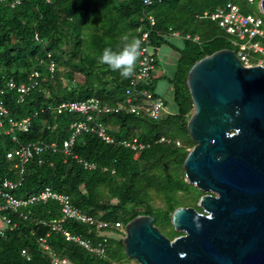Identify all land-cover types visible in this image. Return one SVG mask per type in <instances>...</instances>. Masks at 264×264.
Listing matches in <instances>:
<instances>
[{
	"label": "trees",
	"instance_id": "trees-1",
	"mask_svg": "<svg viewBox=\"0 0 264 264\" xmlns=\"http://www.w3.org/2000/svg\"><path fill=\"white\" fill-rule=\"evenodd\" d=\"M226 1L236 4L244 14L262 16L257 0L251 3L256 5L254 10L249 8L247 0H157L149 8L143 6L142 0H21L13 7L11 0L1 1L0 88L9 78L18 84L25 82L32 70H37L41 76V90L26 96L24 103L16 104L13 92H6L3 98L14 119L39 111L29 131L18 134L21 143L55 141L60 144L68 136L69 124L80 116L41 113L49 104L93 97L113 106L122 99L131 77L122 78L118 72L101 64L98 57L106 46L114 50L122 47L125 35L140 39L137 29L144 10L156 21L150 33L151 45L156 51L168 42L169 28L182 37L190 36L177 49L180 58L170 80L176 113L155 122L123 113L100 116L99 120L112 129L108 133L115 142L105 144L96 135L84 134L72 150L82 160L95 163V170L83 169L70 158L64 161L60 154H45L42 165L35 159L26 165L23 182L14 195L26 198L50 187L68 195L74 207L91 217L106 222L119 221L125 226L139 215H148L154 219L153 225L166 232L169 239L176 237L178 232L171 224L174 211L184 206L200 210L196 203L203 196L185 182L182 170L189 149L194 147L187 131L193 110L187 75L203 57L234 47L232 37L216 23L199 20L198 16ZM193 36L198 37V42L192 41ZM255 56L261 59L260 55ZM49 60L56 66L53 75L47 70ZM63 81L69 85L67 88ZM46 124L56 125V128L50 131ZM132 137L149 144L137 157L119 144ZM160 137L170 143H159ZM175 141L182 145L176 146ZM13 146L8 138L0 139V177L14 178L13 173L7 171L9 163L5 160V153ZM154 197L162 201L161 207L152 204ZM56 212L57 207L52 202L29 207L25 221L8 212L9 217L18 222L19 229L8 231L0 239V264H50L37 238L49 233L48 226L41 221L49 220ZM64 228L93 245L98 242L95 232L86 225L67 222ZM46 242L55 255L66 258L69 264H128L129 261L123 252L122 238L109 239L104 257L66 241L58 233H50ZM22 250L28 252L29 260L21 255Z\"/></svg>",
	"mask_w": 264,
	"mask_h": 264
},
{
	"label": "water",
	"instance_id": "water-1",
	"mask_svg": "<svg viewBox=\"0 0 264 264\" xmlns=\"http://www.w3.org/2000/svg\"><path fill=\"white\" fill-rule=\"evenodd\" d=\"M186 85L194 147L182 170L203 193L201 212L177 208L171 224L182 234L173 239L137 216L124 227V255L137 264H264V67L219 50L191 67Z\"/></svg>",
	"mask_w": 264,
	"mask_h": 264
},
{
	"label": "built area",
	"instance_id": "built-area-1",
	"mask_svg": "<svg viewBox=\"0 0 264 264\" xmlns=\"http://www.w3.org/2000/svg\"><path fill=\"white\" fill-rule=\"evenodd\" d=\"M155 1L157 0H142V3L145 8H149ZM247 1L250 4L254 2V0ZM20 3L21 0H11L12 7ZM198 19L216 23L228 36L232 37L231 43L236 48L234 52L245 67L258 66L264 61V46L261 44V42L264 43V19L262 16L244 14L236 4L226 1L222 5L203 11ZM140 21L141 26L137 31L142 41V54L137 69L131 77L121 100L110 106L102 104L100 100L92 97L83 101H63L55 105L49 104L40 110L41 113L48 111L56 115L66 113L80 116V118L69 124L68 136L60 144L55 141L49 143L44 141L19 142L18 134H25L29 131L32 120L39 114V111H35L32 115L21 119H14L5 106L3 98L6 92H13L15 103L22 104L30 93L41 90V76L37 70H32L25 82L18 84L12 78H9L0 88V139L8 138L10 143L14 145L5 153V160L9 163L7 171L13 173L14 178L0 177V239L4 238L8 231L19 229L18 222L13 221L7 214L8 212L17 214L19 218L25 221L27 219L26 215L29 213V207L52 202L57 207L56 214L47 221H41V224L48 226L49 233L37 238L40 249L49 256L50 264H69L67 259L60 258L51 251L46 242V237L50 233L61 234L66 241L78 244L99 257H104L108 241L112 239L108 232H112L114 229V231L118 230L123 233V225L121 222L102 221L97 217H91L81 212L73 206L68 195L54 191L50 187H45L39 193L26 198H17L14 192L23 182L26 165L33 159L37 161L38 165H42L45 154H60L63 156L64 161L70 158L80 164L83 169L95 170L97 168L95 163L82 160L72 150L78 138L84 134L96 135L105 144L115 142L114 138L108 133L112 129L99 120L100 116L123 113L146 118L153 122L165 117L164 101L148 88L156 60V50L150 41V33L156 21L154 16L145 10ZM168 36L182 37L179 32L171 31L170 28ZM184 38L190 39V36L185 35ZM198 40L197 36H193L192 41L198 42ZM255 55H260L261 59H257ZM47 57L50 59L51 54L48 53ZM55 67V63L49 60L47 70L51 75H53ZM46 128L53 131L56 125L46 124ZM158 142L170 143V140L160 137ZM119 144L130 149L135 155H139L149 147L148 143L141 142L136 137L128 140L123 139L119 141ZM175 145L181 146L179 141H175ZM67 222H77L89 227L95 232V238L98 240L97 244L93 245L80 236L72 235L64 228V224ZM112 233L115 234V232ZM116 235L121 236L119 233H116ZM21 255L26 260L30 259V255L26 250H22Z\"/></svg>",
	"mask_w": 264,
	"mask_h": 264
},
{
	"label": "clouds",
	"instance_id": "clouds-1",
	"mask_svg": "<svg viewBox=\"0 0 264 264\" xmlns=\"http://www.w3.org/2000/svg\"><path fill=\"white\" fill-rule=\"evenodd\" d=\"M123 39L125 41L123 46L115 50L111 46L104 47L98 60L101 64L108 66L112 71L118 72L122 78L127 79L135 73L137 62L142 54V41L135 37L129 38L127 35ZM177 46L182 47V44H178ZM161 51L163 55L169 50L166 46H162ZM163 91V86L158 88V93H163ZM122 234L120 238L124 237L125 231Z\"/></svg>",
	"mask_w": 264,
	"mask_h": 264
},
{
	"label": "crops",
	"instance_id": "crops-1",
	"mask_svg": "<svg viewBox=\"0 0 264 264\" xmlns=\"http://www.w3.org/2000/svg\"><path fill=\"white\" fill-rule=\"evenodd\" d=\"M184 41H185L184 37H169L168 42L159 47V49L156 51V55L159 54L160 58L164 61L165 68L162 67L159 69L158 61L156 59V64H155L154 70L152 72V79L148 83L150 90H152L158 97H160L161 95L157 94L155 92V90H153V86L155 84V80L157 77L165 79L166 83L169 84V87H170L169 89H171L170 97H171L172 102H173V88H172L170 80L175 75L176 68H177V62L180 58V53L177 49L181 48V47H178L177 45L182 44V46H183ZM162 46H166V48L169 50L163 55H162V51H161ZM164 91H163V94H164ZM163 94H162V96H164ZM160 98H162V97H160ZM162 100L164 101V104H165L166 115L174 114L177 112V108H176L175 104H174L173 110H171L169 112L168 108L166 107V101L164 99H162Z\"/></svg>",
	"mask_w": 264,
	"mask_h": 264
},
{
	"label": "rangeland",
	"instance_id": "rangeland-1",
	"mask_svg": "<svg viewBox=\"0 0 264 264\" xmlns=\"http://www.w3.org/2000/svg\"><path fill=\"white\" fill-rule=\"evenodd\" d=\"M249 8H252L253 10H254V8H256V5L254 4V5H251V4H249ZM232 39V38H231ZM261 44L264 46V43L263 42H261ZM233 49L232 50H236V48L235 47H232ZM157 57H156V59H157V61H158V66H159V69L160 68H162V67H164L165 68V66H164V61L160 58V56H159V54H157L156 55ZM261 66H263L264 67V61L260 64ZM77 77V79H79V80H81L82 78H80V77H78V76H76ZM63 84H64V86L67 88L69 85L68 84H66L65 83V81H63ZM161 86H163L164 87V94L163 93H158V88H160ZM170 87H169V84L168 83H166V81H165V79H163V78H160V77H157L156 78V80H155V84H154V86H153V90H155V92L157 93V94H160L161 96L160 97H162V99H164L165 101H166V107L168 108V111L170 112L171 110H173V108H174V103L172 102V100H171V97H170V95H171V89H169ZM152 91V90H151ZM153 92V91H152ZM162 94L164 95V96H162ZM165 116H166V114H164ZM180 145H182L181 143H180ZM192 148H190L189 149V151L191 150ZM138 155H135V157H137ZM152 204L155 206V207H161L162 206V201L159 199V198H157V197H154V199H153V201H152ZM196 206L198 207V203H196ZM184 207H186V206H184ZM189 207H192V206H189ZM199 212H201V210H198ZM116 222H119V221H115V222H112V223H116ZM122 223V222H121ZM123 225V224H122ZM123 228H124V225H123ZM117 232H118V230H116ZM110 232V233H109ZM108 232V235L113 239H120V237L118 236V235H116V232L114 231V229L112 230V232H115V234H113L111 231H109ZM160 232L164 235V236H166V232H164L163 230H160ZM123 233H124V230H123ZM121 234H122V232H121ZM182 233H178V235L176 236V237H178V236H180ZM123 235V234H122ZM121 235V236H122ZM167 237V236H166ZM175 238V237H174ZM123 239V238H122ZM173 239V238H172ZM66 259V258H65ZM127 260H129L128 261V264H137L134 260H130V259H128V258H126Z\"/></svg>",
	"mask_w": 264,
	"mask_h": 264
}]
</instances>
